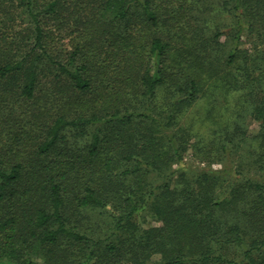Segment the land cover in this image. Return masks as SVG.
<instances>
[{"label": "trees", "instance_id": "obj_1", "mask_svg": "<svg viewBox=\"0 0 264 264\" xmlns=\"http://www.w3.org/2000/svg\"><path fill=\"white\" fill-rule=\"evenodd\" d=\"M197 1L0 0V264H264V151L206 152L180 124L252 94L229 67L264 0H234L226 54Z\"/></svg>", "mask_w": 264, "mask_h": 264}, {"label": "rangeland", "instance_id": "obj_2", "mask_svg": "<svg viewBox=\"0 0 264 264\" xmlns=\"http://www.w3.org/2000/svg\"><path fill=\"white\" fill-rule=\"evenodd\" d=\"M250 2L254 4L252 0ZM234 3V0H200L194 3V14L198 18V23L200 22L199 24L205 27L208 26L209 34L218 35L217 40L220 44L218 48L221 49L222 54L228 53L234 43L232 38L236 33L235 19L230 12ZM262 14H253L254 19L258 21L253 23L252 30L247 28L243 31L238 45L240 49L238 60L229 67L238 80H249L252 94L249 93V88L239 87L229 93L217 89L215 96L210 97V93H207L195 101L180 120L181 125L186 128L191 126L194 129L196 136L192 140L198 141L200 148L205 149L206 152H210V149L221 148L223 144L229 146L228 144L231 143L239 151L236 155L238 157L241 155L243 161L250 166L258 164L259 155L264 151L262 144L264 132V10ZM248 18L252 19V14ZM240 85L241 83H237L236 86ZM163 99L162 93L159 97L160 104ZM189 130L192 132L191 129ZM88 138L87 136V139L83 137L80 140L89 142ZM188 152L191 153V151ZM213 157H215L213 167L220 168L223 161L216 156ZM188 160L195 162L192 157H188ZM175 167L178 165L173 168ZM252 171L258 173L255 169ZM95 217L94 214L89 216L90 224H98L100 231H106L110 223L104 218ZM144 219H146V225L158 226L159 224L150 217L144 216ZM38 260L41 264L43 263L41 258Z\"/></svg>", "mask_w": 264, "mask_h": 264}]
</instances>
